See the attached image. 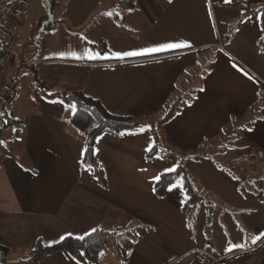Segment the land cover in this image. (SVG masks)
Returning a JSON list of instances; mask_svg holds the SVG:
<instances>
[{
    "label": "crops",
    "instance_id": "obj_1",
    "mask_svg": "<svg viewBox=\"0 0 264 264\" xmlns=\"http://www.w3.org/2000/svg\"><path fill=\"white\" fill-rule=\"evenodd\" d=\"M53 1L60 17L52 33L66 22L81 32L69 33V41L89 46L85 40L103 38L108 51L90 46L93 52L85 51L101 58H41L33 62L41 79L52 89L82 91L109 112L142 122L158 120L181 98L176 115L158 131L163 146L188 154L187 168L205 199L185 209L189 196L180 183L171 184L163 197L155 194L154 177L174 169L177 159L162 148L146 156L154 144L147 124L97 138L96 156L108 179L103 189L94 169L82 163L87 134L71 122L69 105L33 89L29 106H21V135L0 153V244L9 248L10 264H95L81 250L57 251L38 261L27 254L38 239L51 245L69 233L135 226L138 237L128 260L109 243L99 264H199L206 255L223 264H264V238L252 243L264 234L259 188L264 159L252 154L264 152L259 19L239 22L241 9L225 5L234 0H136L124 10L119 0ZM185 42L191 47L123 59L114 55ZM189 87L191 97L183 101ZM232 138L236 143L219 154L223 141ZM223 155L225 162L218 158ZM231 244L245 247L228 251Z\"/></svg>",
    "mask_w": 264,
    "mask_h": 264
},
{
    "label": "trees",
    "instance_id": "obj_2",
    "mask_svg": "<svg viewBox=\"0 0 264 264\" xmlns=\"http://www.w3.org/2000/svg\"><path fill=\"white\" fill-rule=\"evenodd\" d=\"M136 0H119L118 8L126 9L133 7ZM226 6H236L241 9L242 16L239 20L242 21L247 17L258 18L262 28V38L260 44L264 45V3L260 5L250 4L248 1L244 0H234L231 3L225 4ZM55 9V2L53 1V12ZM114 18L122 23L124 21L123 17H118L117 13H113ZM46 18L43 17V20ZM42 20V21H43ZM59 20L55 16V25L51 26L48 24L40 37L41 49L36 48L38 51L45 49L46 45L41 38L46 33H51L54 31ZM229 34L227 37H231ZM93 49L100 51L101 53H106L108 51L107 42L105 39L100 38L95 42H89L85 40ZM24 57V55H23ZM25 58H23L24 60ZM33 76V87L41 95L48 99L63 101L67 105L76 104L78 106V112L71 115V122L83 130L87 134V140L85 145V151L82 159V163L86 167H92L96 176V180L103 189L108 188V179L106 173L100 164L96 152V142L97 138L105 132H111L113 134H119L125 130L132 129L141 125L151 126L154 144L151 147L153 150L148 151L147 157H152L159 149H164L169 154L173 155L177 159V165L174 171H164L159 176L160 180H155L154 192L157 196H165L168 187L174 183H180L182 187L187 192L189 199L185 205V209L191 206H199V204L205 199L197 189L193 177L187 168L185 159L188 154H180L168 146H163L161 143L158 128L162 127L166 122L172 119L179 108V103L181 98L175 99L169 109L165 114L156 121L142 122L138 118L128 115H117L109 112L104 105L96 98L86 95L82 91L73 90L67 91L63 89H52L50 88L44 80L41 79L39 71L36 65H32L31 68ZM13 91L10 94H6L4 102V115L0 114V153L2 150L8 148L6 141L4 140V129L10 132L13 139L18 138L22 132L23 120L13 115L14 110H7L6 104H11L16 97V84L18 82V76L14 80ZM196 156H199L196 154ZM139 226H135L129 229L120 228H104L97 227L95 232H90L83 235L85 238L83 240L77 239L79 236H66L63 241L46 244L43 240L38 239L33 250H31L27 257L29 260L38 261L42 257L57 252V251H67L73 253L76 250H81L85 256L93 263L99 264V257L105 246L111 243L118 256L123 260H128L130 253L133 249L135 240L138 237L136 232ZM0 250L3 253V260L7 262L9 248L0 244Z\"/></svg>",
    "mask_w": 264,
    "mask_h": 264
},
{
    "label": "rangeland",
    "instance_id": "obj_3",
    "mask_svg": "<svg viewBox=\"0 0 264 264\" xmlns=\"http://www.w3.org/2000/svg\"><path fill=\"white\" fill-rule=\"evenodd\" d=\"M14 1L15 0H0V5ZM46 14L47 8L44 0H22L15 14L13 15V18L7 22L0 31V41L2 38L11 40L15 50L18 52L23 62L20 68L13 69L11 73H8L5 76L4 86L0 92V114L2 115H4L6 112L4 111L3 107L5 102L4 96L6 94L12 93L16 75L18 76V82L16 84V97L11 104H6L5 106L8 112L9 110H14L13 115L18 118L22 117L20 116L21 106H29L28 102L32 100L31 92L34 87L32 72L28 66H31L34 61L53 55L61 57H73L71 53H75L78 56L83 57L84 53L87 52L85 50H91V52H93V49L90 47V45H85L82 41L76 45V39H74L75 43L68 40L69 33H76L78 30L72 29L71 25L66 22L59 26L58 32L46 33L41 38V41L45 43L46 47L44 50L38 51L36 49L37 46L34 43V37L38 32L43 17H45ZM55 16L58 18L60 17V15ZM78 32L81 33L80 31ZM23 58L25 59L23 60ZM190 91L191 88L189 87L183 95V101L191 97ZM4 140L6 141L7 146H9L11 141H13V137H11L10 132L6 129H4ZM231 143H236L235 138L226 140V142L223 141V146L221 145L219 154L226 150V147ZM218 158L224 162L227 161V158L224 157V155L219 156ZM232 166H237L236 161L232 163ZM235 171L238 173V168L235 169ZM206 215L209 223L204 227V232L208 236V229H211V226L209 225L211 223V217H209L208 209H206ZM7 262L9 264L12 263L9 258L7 259Z\"/></svg>",
    "mask_w": 264,
    "mask_h": 264
},
{
    "label": "built area",
    "instance_id": "obj_4",
    "mask_svg": "<svg viewBox=\"0 0 264 264\" xmlns=\"http://www.w3.org/2000/svg\"><path fill=\"white\" fill-rule=\"evenodd\" d=\"M22 0H15L0 5V31L9 22L15 14L19 4ZM23 64L18 52L11 41H5L4 38L0 41V92L4 86L5 76L13 71V69L21 67ZM253 156L257 160L264 159V152L262 150H253ZM260 191L264 194V179L259 185ZM199 264H223V259L212 255H206Z\"/></svg>",
    "mask_w": 264,
    "mask_h": 264
},
{
    "label": "snow or ice",
    "instance_id": "obj_5",
    "mask_svg": "<svg viewBox=\"0 0 264 264\" xmlns=\"http://www.w3.org/2000/svg\"><path fill=\"white\" fill-rule=\"evenodd\" d=\"M105 15H108V16H111L113 15L112 12H106L104 13ZM183 47H191L190 44H188L187 42L185 43H165V44H161L159 47H150V48H145L143 49L141 52H134V51H129V52H123V53H115V57L118 58V59H123L125 57H130V56H137V55H144V54H152V53H158V52H161V51H166V50H175V49H180V48H183ZM71 55H73L75 58H82L80 56H78L77 54L75 53H71ZM84 56L88 59H96V58H101V54L100 53H96L95 55H91L89 54L88 52H85L84 53ZM240 71H243V69H240ZM244 75L245 76H248L249 79H252L251 76H249V74L247 72H244ZM61 103H63V101H61ZM70 109L72 110V113L73 114H76L78 112V106L76 104H70L69 105ZM149 128L151 126H148ZM2 143V142H0ZM153 149L151 147H149L147 149V151H152ZM175 169H168L166 171H174ZM154 179L156 180H160L161 177L160 176H157V177H154ZM92 232H95L96 229L93 228L91 230ZM69 235H72L71 233H69ZM85 237L84 236H79L77 237V239L79 240H83ZM262 238H264V234H261V235H257V236H254L252 238V243L255 244L257 241L261 240ZM65 239V237H60V241H63ZM60 241H54L53 243H57V242H60ZM245 245L244 244H231L229 247H228V251H232L233 249H237V248H244Z\"/></svg>",
    "mask_w": 264,
    "mask_h": 264
},
{
    "label": "water",
    "instance_id": "obj_6",
    "mask_svg": "<svg viewBox=\"0 0 264 264\" xmlns=\"http://www.w3.org/2000/svg\"><path fill=\"white\" fill-rule=\"evenodd\" d=\"M45 1V5L47 8V14H46V18L42 21L38 32L36 33L35 37H34V43L36 44V48L41 49V43H40V37L43 33V31L45 30L46 26L48 24H50L51 26L55 25V14L53 12V0H44ZM210 209L208 208V212L210 215ZM209 232V229H208ZM209 244H211V241L208 242ZM0 264H7L4 260H3V253L2 250H0Z\"/></svg>",
    "mask_w": 264,
    "mask_h": 264
}]
</instances>
